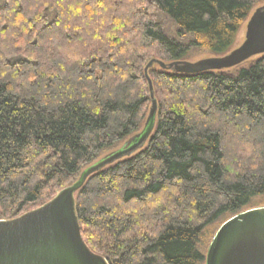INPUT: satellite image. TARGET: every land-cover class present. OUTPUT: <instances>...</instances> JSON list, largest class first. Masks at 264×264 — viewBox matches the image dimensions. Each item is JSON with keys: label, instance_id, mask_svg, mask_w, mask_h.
<instances>
[{"label": "trees", "instance_id": "obj_1", "mask_svg": "<svg viewBox=\"0 0 264 264\" xmlns=\"http://www.w3.org/2000/svg\"><path fill=\"white\" fill-rule=\"evenodd\" d=\"M260 1L0 0V219L144 128L151 59L225 55ZM148 75L155 126L76 192L83 237L110 264H206L209 226L264 196V54Z\"/></svg>", "mask_w": 264, "mask_h": 264}, {"label": "water", "instance_id": "obj_2", "mask_svg": "<svg viewBox=\"0 0 264 264\" xmlns=\"http://www.w3.org/2000/svg\"><path fill=\"white\" fill-rule=\"evenodd\" d=\"M255 52H264V4L251 14L245 41L225 55L196 62L165 63L151 59L145 71L153 103L144 128L83 169L76 181L49 201L17 217L0 219V264H110L107 257L85 241L75 194L92 174L132 153L150 136L155 126L157 100L148 68L154 62L189 73L228 68ZM206 264H264V204L246 208L222 222L208 246Z\"/></svg>", "mask_w": 264, "mask_h": 264}, {"label": "rangeland", "instance_id": "obj_3", "mask_svg": "<svg viewBox=\"0 0 264 264\" xmlns=\"http://www.w3.org/2000/svg\"><path fill=\"white\" fill-rule=\"evenodd\" d=\"M264 4V0H261L260 2H258V4H256V6H254V8L251 10V13L259 6V5H262ZM250 13V14H251ZM251 16V15H250ZM250 18V17H249ZM249 18H247L241 25L239 31H238V34H237V37H236V40H235V43L232 47V49H235L236 47L240 46L244 41H245V38H246V31H247V24H248V21H249ZM164 21L166 22V24L172 28L173 25H171V23L169 22L168 19H166L164 17ZM231 51V50H230ZM229 51V52H230ZM264 52H255L253 54H251L250 56H248L245 60H252V59H255V58H258L259 56L263 55ZM215 55L214 54H211L209 51L207 50H198V51H192L191 52V55L184 59L185 61H190V62H196L200 59H204V58H208V57H214ZM244 60V61H245ZM159 64V63H158ZM160 65V64H159ZM124 143V142H123ZM122 143V144H123ZM121 144V145H122ZM121 145H119L118 147H120ZM143 146V145H142ZM141 146V147H142ZM116 147V148H118ZM141 147L139 149H137L136 151L132 152L131 154H134L135 152L139 151L141 149ZM115 148V149H116ZM114 150V149H113ZM258 204H264V196H255L253 197L249 203L246 204V206L249 208V207H252V206H255V205H258ZM222 219H219L218 221L214 222L212 225L209 226V229L207 231V233L204 235L203 237V241L204 242H209L210 244V241L214 235V233L216 232V230L218 229V227L222 224ZM83 234V233H82ZM212 236V237H211ZM211 237V239H210ZM210 240V241H209ZM208 244V246H209ZM208 249V247H207Z\"/></svg>", "mask_w": 264, "mask_h": 264}]
</instances>
